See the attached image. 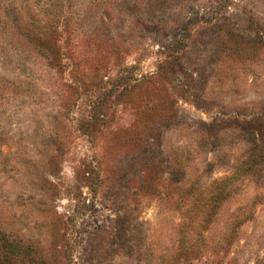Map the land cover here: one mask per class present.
Here are the masks:
<instances>
[{"label":"rangeland","instance_id":"rangeland-1","mask_svg":"<svg viewBox=\"0 0 264 264\" xmlns=\"http://www.w3.org/2000/svg\"><path fill=\"white\" fill-rule=\"evenodd\" d=\"M0 264H264V0H0Z\"/></svg>","mask_w":264,"mask_h":264}]
</instances>
